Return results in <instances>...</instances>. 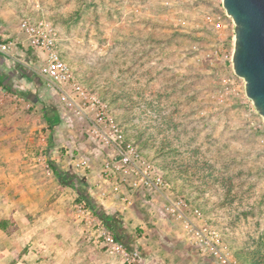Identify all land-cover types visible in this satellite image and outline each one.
Instances as JSON below:
<instances>
[{"label":"rangeland","instance_id":"1","mask_svg":"<svg viewBox=\"0 0 264 264\" xmlns=\"http://www.w3.org/2000/svg\"><path fill=\"white\" fill-rule=\"evenodd\" d=\"M216 5L215 0H0V33L15 43L0 55L1 75L22 94L0 86V220L12 217L17 226L12 232L0 229V264H103V255L111 259L106 264H127L106 240L112 236L108 229L48 167L49 158L74 175L77 185L84 181L101 206L95 178L79 164L94 145L61 93L49 91L37 74L44 57L17 41L24 40L22 17L53 24L58 52L73 76L109 104L127 138L173 191L203 211L237 256L247 262L258 257L264 264V123L245 96L243 80L223 82L231 78L230 66L213 54L222 43L229 50L231 37L205 20L218 13ZM43 108L57 112L53 130ZM139 197L130 207L133 219L115 213L130 227L123 249H144L148 257L177 250L178 227L158 210L161 203L150 214L142 203L150 198Z\"/></svg>","mask_w":264,"mask_h":264},{"label":"built area","instance_id":"2","mask_svg":"<svg viewBox=\"0 0 264 264\" xmlns=\"http://www.w3.org/2000/svg\"><path fill=\"white\" fill-rule=\"evenodd\" d=\"M215 1L218 13L207 14L205 20L219 34L228 33L231 37L229 50L221 49L222 43L213 54L229 64L231 78L223 80L228 84L231 79H238L231 64L234 22L226 15L222 0ZM19 29L28 47L44 57L37 74L46 88L53 93H61L65 105L84 127L88 143L99 149L102 160L95 185L98 197L108 199L115 196L124 206L131 207L133 194H147L150 199H144L145 203L153 209H156V202L161 203L158 210L181 230L191 250L205 264H241L230 244L203 211L175 193L162 171L127 138L109 104L73 76L70 66L58 52L57 32L53 24L45 19L22 17ZM14 44L4 40L0 34V55H7ZM66 90L70 94H66ZM91 162V158L86 156L79 164L90 170ZM152 198H155V203ZM106 240L119 248L127 264H160L156 259H145L140 249L127 252L110 235Z\"/></svg>","mask_w":264,"mask_h":264},{"label":"water","instance_id":"3","mask_svg":"<svg viewBox=\"0 0 264 264\" xmlns=\"http://www.w3.org/2000/svg\"><path fill=\"white\" fill-rule=\"evenodd\" d=\"M234 22L232 69L264 123V0H222Z\"/></svg>","mask_w":264,"mask_h":264},{"label":"trees","instance_id":"4","mask_svg":"<svg viewBox=\"0 0 264 264\" xmlns=\"http://www.w3.org/2000/svg\"><path fill=\"white\" fill-rule=\"evenodd\" d=\"M24 75L26 77H29L28 73L26 72H24ZM3 80L4 78L0 76V86L2 87V89L16 95H22L21 93H19V91L9 89L4 84ZM42 110L45 122L49 125L51 130H53V126L58 124L59 122L57 112L51 108H43ZM47 163L48 167L50 168L60 185L64 187H69L74 190L78 194L79 198L84 202L87 209L93 214V216L97 218L112 234L114 242L122 245L125 248L129 242L130 237L128 235L127 230L123 227V224L120 221L119 217L116 215H107L104 210L94 202V200L87 193L86 189H84V181L81 182L82 185H77L75 181L76 178L74 177V175H71L67 171H64L56 162L51 161L49 158L47 159ZM9 219L10 220H0V229L6 232H12L17 229V226L14 224V219L12 217ZM10 223L13 224L12 230H9ZM235 256L241 264H263V261L258 257H254V259H251L249 262H247L245 259H242V257L237 256L236 254Z\"/></svg>","mask_w":264,"mask_h":264},{"label":"crops","instance_id":"5","mask_svg":"<svg viewBox=\"0 0 264 264\" xmlns=\"http://www.w3.org/2000/svg\"><path fill=\"white\" fill-rule=\"evenodd\" d=\"M0 25H1V22H0ZM19 32H20V30H19ZM1 34V33H0ZM2 35V34H1ZM2 38H4L3 37V35H2ZM19 39V38H18ZM15 40V39H14ZM19 43H21L23 46H24V43H26V41L25 40H17ZM26 46H28L27 44H26ZM35 52V51H34ZM36 53V52H35ZM38 53V52H37ZM40 55H41V53H39ZM39 55V56H40ZM3 57V56H2ZM4 58V57H3ZM21 71V73H22V75L26 78V79H28V80H32V77H30V75H29V77H26L25 75H24V72L25 71H22V70H20ZM3 71L2 70H0V76L1 77H3L2 75H1V73H2ZM3 78H5V77H3ZM8 80H9V76L8 77H6L3 81H4V84L6 85V83H8ZM7 86V85H6ZM9 89H12V90H15V89H13V88H11V87H9V86H7ZM16 91V90H15ZM11 93V92H10ZM13 94V93H12ZM101 154H100V152H99V149L98 148H96L95 146H90L89 148H87V150L85 151V154H84V156H83V158L84 157H86V156H88V157H90L91 158V168H90V170H89V173H90V175L91 176H93L92 177V179L93 178H95V183H97V180H98V175L96 174L97 172L95 171V167H96V165H99V167L101 166V160H102V156H100ZM74 163H75V165H76V161H74ZM58 164V163H57ZM73 164V163H72ZM72 166V168H74L73 166L74 165H71ZM91 191V193H93V191L92 190H90ZM134 195V197L135 198H137V199H139L140 197H139V194H133ZM95 198L97 199V200H99V202H100V205L102 206H100L103 210H104V212L107 214V215H114L115 213H117V212H119V213H121L122 215H125V216H129V218H134V216H133V214L131 213V210H130V207H126V206H124V204H122L118 199H116V197L115 196H113V197H111V198H108V199H100L99 197H98V195H97V192L95 193ZM152 200L154 201V203H155V198H152ZM142 203H144L143 204V206H145V205H147L148 206V209H147V207H146V209L148 210V212L150 213V214H153L155 211V209H153V208H151L150 206H149V204H147V203H145V201H144V199H142ZM116 215V214H115ZM124 221H125V219H124ZM123 224V223H122ZM123 227L126 229V230H130L129 228L130 227H126L124 224H123ZM176 236H177V238L179 239V244H177V246L179 247L177 250H175L174 252H172L171 250L172 249H170L169 248V250H168V252H163V253H158L159 252V250H157L156 252H154V253H152L153 255L152 256H154V257H148V252H144V249H140L141 250V253H142V255H143V257L145 258V259H157L158 260V262L160 263V264H181V263H185V262H188V264H192V262L191 261H194V264H205L201 259H199V256H197L196 255V253L194 254L195 256H196V258H194V257H192V254H193V250H191V247L188 245V243H187V240L185 239V237L183 236V234L181 233V230H179V228H178V230H176ZM128 235H129V233H128ZM179 236V237H178ZM130 237V236H129ZM163 237L162 236H159V242H160V247H164V249H166V245H167V243H165L164 241H165V239H162ZM176 240L177 239H175L174 241V243H176ZM141 241V239H139V242ZM138 242V241H137ZM163 242V243H162ZM172 244V243H171ZM131 246H133V244H130ZM104 256V259H103V264H106V262L107 261H110L111 259H108V258H106L105 257V255H103ZM196 261H198L197 263H196Z\"/></svg>","mask_w":264,"mask_h":264},{"label":"bare ground","instance_id":"6","mask_svg":"<svg viewBox=\"0 0 264 264\" xmlns=\"http://www.w3.org/2000/svg\"><path fill=\"white\" fill-rule=\"evenodd\" d=\"M20 30V29H19ZM21 33V32H20ZM23 36V35H22ZM25 40V39H24ZM31 49V48H30ZM231 64H232V61H231ZM233 70V69H232ZM234 73V72H233ZM235 75V74H234ZM236 76V75H235ZM237 77V76H236ZM244 82V81H243Z\"/></svg>","mask_w":264,"mask_h":264}]
</instances>
